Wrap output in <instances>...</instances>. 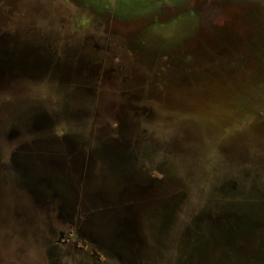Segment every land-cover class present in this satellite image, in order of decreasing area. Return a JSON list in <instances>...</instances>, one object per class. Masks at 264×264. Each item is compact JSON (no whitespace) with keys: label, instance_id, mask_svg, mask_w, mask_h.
Here are the masks:
<instances>
[{"label":"rangeland","instance_id":"1","mask_svg":"<svg viewBox=\"0 0 264 264\" xmlns=\"http://www.w3.org/2000/svg\"><path fill=\"white\" fill-rule=\"evenodd\" d=\"M96 1L0 0V45L8 43L2 49L15 42L31 59L45 60L32 67L0 51V264L258 263L246 260L255 244L242 251L222 244L223 229L238 224L232 216L223 223L206 217L198 231L183 235L191 215L216 205V196L218 207L227 204L230 193L219 186L239 182L241 163L264 164V117L242 121L244 110L264 112V78L239 91L228 75L239 56L217 53L235 42H207L208 23L230 26L237 12H264V0H156L152 11H139L136 0ZM125 2L139 8L131 17L118 13ZM246 60L243 68H253L255 60ZM109 140L129 156L121 151L129 161L119 165L128 176L116 166L105 169L110 163L93 151V192L77 227L83 242L69 238L67 226L38 222L37 208L26 222L15 218L11 195L24 189L37 201L43 188L68 197L81 190L83 180L75 186L69 177L71 162L60 168L58 160L79 159V169L87 145ZM166 174L180 178L182 188ZM177 189L188 192L183 215L165 221ZM133 202L162 204V219L149 206L138 212ZM76 213L62 211L68 219ZM57 228L74 246L55 243ZM227 231L234 241L236 228Z\"/></svg>","mask_w":264,"mask_h":264},{"label":"trees","instance_id":"2","mask_svg":"<svg viewBox=\"0 0 264 264\" xmlns=\"http://www.w3.org/2000/svg\"><path fill=\"white\" fill-rule=\"evenodd\" d=\"M83 2H86L87 4H97L96 0H81ZM156 0H136L140 5V10L149 9L152 11V8L150 6V2H154ZM174 1L177 4H183L185 0H171ZM127 4L126 6H122L121 10H118V13L122 17H131V15L134 13V11L138 10L133 7H129L128 4L130 2H125ZM138 11V12H139ZM257 19L260 21L264 20V12L257 10ZM134 15V14H133ZM227 19V17H225ZM209 28V32L211 35H213L212 38H210L209 42L211 46H214L217 43L222 42H233L234 34L230 31H222L224 34L220 31H218L211 23L207 24V27ZM225 29H227V26H224ZM215 29L218 31L216 32ZM254 45L252 48H250L248 51L245 49L242 50L239 48H232L235 43H230L228 48L223 47L218 50V55L221 58L229 57L228 54H234L236 56H239L237 58L232 59L231 63L233 64L231 72L228 73V75H231V77L235 78V87L239 88V91H245L246 88H252V84L258 80L259 77L263 76L264 78V34H256L254 36ZM218 56V57H219ZM251 58V59H250ZM243 59V60H242ZM246 59L249 60H255V63H252L253 68H246L244 69L242 61L247 62ZM233 78V79H234ZM245 111V112H244ZM238 111L236 112L238 114V117H241L240 112H244V119L242 121L245 122V120H251L253 119V116L259 114L260 117H264V112L261 110H251V111ZM248 114V115H247ZM241 144V143H239ZM248 152H252L253 148L250 147L247 148ZM241 165L245 166L246 172L243 174H240L239 182H236L235 184H228L227 182H223L220 184V189L224 191H228L230 194H228L227 204L223 207H218V197L216 196V201L213 202L214 206L207 207L206 205L202 207V210H198V213L194 212L193 217L189 218L187 221V231L184 233L183 236H185L188 233H195L196 229L199 228L198 225H200V222L207 218H213L214 220H220L222 223L226 221V219L234 217L237 218L238 224L235 227H230V229L226 228L223 229V232L225 235L228 234L227 230H229L231 233L235 231L236 228V237H234V241L227 240V236L223 239L222 244L225 243H232V245L236 244V248H239L240 251L244 249H249V247L255 244V246L252 249V252H247L246 260H254L257 259L259 262L256 264H264V251H262L261 247L262 244H264V177H260L262 173H264V164L261 162L256 164V167L251 166L249 164L248 166L244 165V162L241 163ZM166 176L169 178L174 177L173 186L182 188L180 178L175 177V175L166 174ZM171 185V184H170ZM172 186V185H171ZM175 191V196L171 199V207L168 209L170 211V214L167 217H163V219H166L165 221L171 222V216L172 215H179L182 216L183 213L181 210V206H179L182 202V197L187 196L188 192L185 189H177ZM233 195L236 197V199H230L229 196ZM212 196V195H211ZM211 198V197H210ZM208 203V202H207ZM218 209H217V208ZM162 213V212H161ZM160 213V214H161ZM159 214L158 210V216H162ZM232 220V219H229ZM194 222V223H193ZM195 225V226H194ZM224 227V225H222ZM241 242V243H240ZM221 244V243H220ZM251 250V249H250ZM225 264V262H224Z\"/></svg>","mask_w":264,"mask_h":264},{"label":"flooded vegetation","instance_id":"3","mask_svg":"<svg viewBox=\"0 0 264 264\" xmlns=\"http://www.w3.org/2000/svg\"><path fill=\"white\" fill-rule=\"evenodd\" d=\"M66 1H73V0H66ZM257 13H258L257 11H254L251 8H247L244 11L237 12L236 14L232 16L233 19H231V25L226 27L228 31L234 34L233 42H235V44L240 45V48L242 50L247 49L246 51H248L250 48H252L255 42L254 36L256 34H261V35L264 34V20L259 21L256 17ZM216 29L219 32L227 30L225 29V27H221L220 30L218 28ZM216 29L215 31L218 32ZM203 34H204V30H203ZM244 44H246V46L243 47L242 45ZM233 47L236 48L234 45L232 46V48ZM6 53L7 54L11 53V56H13L14 54L13 50H9V51L7 50ZM40 58L42 59L43 56L37 57V59H40ZM31 116L32 115L29 114L28 118H30ZM43 125L41 129L43 128ZM20 126L22 128L25 125H20ZM93 151L97 153V155H99L100 158L104 159V161H107L108 163H110L109 165L105 166V169L111 168V166H116L121 169L119 170L117 168V173L121 172L120 174L123 177L128 176V175L127 176L125 175L126 173L125 168L122 169L123 167L119 165L123 163H128L129 161L125 158L123 153L127 157L129 156L127 155V153H125V151L121 149V145L118 142L111 140L110 142L108 141H101V142L98 141L97 142L96 141V143L94 142L90 143V145H87L86 154L84 158L86 159L87 164H84V165L83 163L79 164V169H77L78 168L77 163L79 159L77 160V159L68 158V160H64V161L58 160L57 162L60 168L63 164L71 162V164L70 163L69 164H70V167L73 168L74 172H72L73 174L71 173L69 177L73 179L75 186L78 185V183L81 184V181L83 180L82 182L83 187H81V190H77V192L71 193L68 197V196L62 195L61 191H57L55 189L52 190L50 188H43L42 190L43 197H41V200L39 201L35 200V198L32 196L33 193H31L28 189H24L25 193L23 194H20L18 192L20 196L18 195V193L14 192L15 194H13V196L11 195V199L13 201L12 202L13 209L17 211L16 213L18 215V216H15V218L21 219V217H23L24 221L26 222V220H29L30 217L32 216V214L30 215V212L32 213L33 210L39 209L41 211V215L38 218V222H40L41 224H45L46 223L45 221H48V222L51 221V222L58 223L60 225L59 227H62V225L67 226V228L69 229V234H68L69 238L75 237L77 241L80 240L79 242H81L82 239L80 238L81 237L80 231L79 229H77V227L82 224L81 222L85 219V216H86L87 209L85 207L84 202L87 201L88 195L93 192L90 190V187H89L91 175L88 173L91 167L90 161L93 159V155H92ZM84 159L82 160L83 162H84ZM75 163H76V166H75ZM82 165L84 169L86 170V172H83V173L81 172L80 168L82 167ZM106 175L107 174H105L104 176L103 175L101 176L104 178L106 177ZM132 205H134V209H136L138 212L140 210H144V207L147 208V206L150 207V210L152 212H155V211L158 212L160 206H162V204L157 206V203H154V202H151L149 204H144V205H142L141 203L133 202ZM73 208L77 212L75 218L68 219L67 217L63 216L62 211H66V210L72 211ZM46 211H52V214H46ZM138 217H140V215ZM56 231L60 238V239L55 240L56 244L63 243L64 245H67L69 249L70 247H72V245L74 246V244H69L68 240L67 241L61 240V237H65L68 231L64 230L63 228H57ZM92 246L94 250L98 248L97 245H92ZM105 248L106 247L102 249H105ZM108 249L105 250L106 253H113Z\"/></svg>","mask_w":264,"mask_h":264},{"label":"water","instance_id":"4","mask_svg":"<svg viewBox=\"0 0 264 264\" xmlns=\"http://www.w3.org/2000/svg\"><path fill=\"white\" fill-rule=\"evenodd\" d=\"M7 44L1 43L0 51L13 50V53H14L13 56H11V53L10 54L5 53L6 57H8V59H11L9 61H12V62L14 61V62H17L18 64L22 63L24 65H26L27 63H30V65L32 67H34L35 65L42 64L45 61V60H39V59H34V58L31 59V53L29 51H27L26 49L20 47L19 44L15 43V42H14V45H15L14 48L2 49ZM16 46H18V47H16ZM15 48H17V49H15ZM18 48H20V49H18ZM39 61H40V63H39ZM13 126H15V125L13 124ZM123 164H121V165H123ZM29 187L33 190L32 186L29 185Z\"/></svg>","mask_w":264,"mask_h":264}]
</instances>
